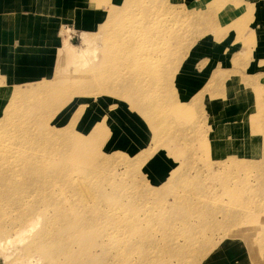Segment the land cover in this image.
I'll return each mask as SVG.
<instances>
[{
	"label": "rangeland",
	"instance_id": "374dc122",
	"mask_svg": "<svg viewBox=\"0 0 264 264\" xmlns=\"http://www.w3.org/2000/svg\"><path fill=\"white\" fill-rule=\"evenodd\" d=\"M262 1L123 0L106 8V19L115 11L117 21L93 42L83 32L63 31L58 57L67 54L68 42L77 55L92 52L90 65L107 59L102 71L117 90L74 94L49 119L72 89L63 84V71L9 88L0 106V157L10 162L0 167V242L12 240L2 243L0 264H264V65L253 60L263 38L252 31L264 14ZM106 19L87 33L98 34ZM138 71L153 75L147 80ZM45 82L63 85L54 93L11 99L15 88ZM192 100L193 113L186 109ZM210 102L220 109H211ZM239 103L247 107L244 117L222 124L225 116L218 120V111L233 113L228 107ZM9 109L18 115L13 125L4 116ZM65 127L74 138H97L88 150L98 156L95 161L88 152L69 154V146L57 143L62 152L34 159L36 165L48 162L43 174L24 172L20 164L28 156L45 154L34 138ZM68 164L91 180L90 172L104 167V187L94 195V210L101 213L82 214L75 207L83 202L81 191L60 178ZM49 195L52 205L46 208ZM92 215L100 222L91 228ZM36 216L39 222L22 233V241L16 239L17 230L28 226L23 220ZM189 233L191 242L185 239Z\"/></svg>",
	"mask_w": 264,
	"mask_h": 264
},
{
	"label": "crops",
	"instance_id": "0c3cea01",
	"mask_svg": "<svg viewBox=\"0 0 264 264\" xmlns=\"http://www.w3.org/2000/svg\"><path fill=\"white\" fill-rule=\"evenodd\" d=\"M122 2L123 0H0V106L6 99L9 88L53 77L58 61V46L64 30L73 33L94 32L106 19V8L112 3H117L118 7ZM258 5L260 8L264 7V1L258 2ZM258 22V27L254 28L252 25V31L263 38L253 59L259 67L264 65V14L260 15ZM259 75L263 77L264 73L259 72ZM197 84L198 82L189 86H198ZM200 84L204 85L202 81ZM214 84L220 86L223 83ZM196 95L197 92L190 98ZM212 103L209 104L211 109L217 107L218 103ZM228 108L234 109V112L227 113L226 110L217 113L218 120L225 116L220 120L224 125L237 123L244 117L243 112L247 109L243 103L230 105Z\"/></svg>",
	"mask_w": 264,
	"mask_h": 264
},
{
	"label": "bare ground",
	"instance_id": "6f19581e",
	"mask_svg": "<svg viewBox=\"0 0 264 264\" xmlns=\"http://www.w3.org/2000/svg\"><path fill=\"white\" fill-rule=\"evenodd\" d=\"M116 16H117V14L115 13V11H112L111 12V15H108V18L106 19V21H105V23H104V27H102V31H100L98 34H89V33H87V32H83L84 33V36H86V40L87 41H89V42H93V37H94V39H97V37L99 38V36H100V34H104L105 32H106V29H107V27H108V25H110V24H112V23H116V21H117V18H116ZM164 17V16H163ZM163 21V20H162ZM161 21V22H162ZM103 29H104V31H103ZM134 37V36H133ZM138 45V44H137ZM140 45V44H139ZM167 45V44H166ZM125 46H127L126 44H125ZM141 46V45H140ZM176 46V45H175ZM175 46H174V49H175ZM119 47H122L120 44H118L117 43V48H119ZM63 49L67 52V54L66 55H64V56H62V57H58V61H57V66H56V70H55V72L57 71V73H59L60 71H63V73H64V75L66 76V80H65V83H63V84H66L67 86H70V87H72V89L70 90V93H69V95L58 105V106H55V108H54V110H52V111H50L51 113H50V115H49V119L53 116V114H55L62 106H64L65 104H67L68 102H69V100L71 99V97L74 95V94H81V93H83V92H89V91H93V90H95V91H102V92H105V91H110V92H112V91H115V90H117V85H116V83L115 82H109V81H111L112 80V76H108L107 75V73H105L104 71H102V70H104L103 69V65L104 64H106V62L105 61H107V59L106 60H102L101 62H100V64L99 65H90V62H91V60H92V56H91V53L92 52H89L88 50L89 49H86L85 51H83L81 54H79V55H77L73 50L72 51H70V45H69V43L68 42H65L64 44H63ZM91 49V48H90ZM95 49V47H93L91 50H94ZM172 49H173V47H172ZM112 51L113 50H117V49H111ZM110 50V51H111ZM133 50V49H132ZM160 52H162L163 53V50H159ZM126 52H129V51H126ZM108 53V55H110L111 53L110 52H107ZM122 54V53H121ZM130 54H131V56H132V53H131V51H130ZM137 54H138V52H137ZM65 56H68V57H66V58H64ZM118 56H119V54H118ZM130 56V57H131ZM129 57V58H130ZM138 57V56H137ZM127 58V57H126ZM135 59V58H134ZM136 60V59H135ZM160 61H161V59H159ZM146 61H147V63H148V59H146ZM156 63L157 62H159V61H155ZM104 63V64H103ZM125 63H127V62H125ZM137 63V62H136ZM151 62L149 61V64H150ZM160 63V62H159ZM146 64V63H145ZM88 65H90L88 68H89V70L88 69H85ZM157 65V64H156ZM124 66H126V64H124L123 65V67ZM129 66H131V65H129ZM156 67V66H155ZM140 68V67H139ZM138 69V68H137ZM140 69H142V68H140ZM140 69H138V70H140ZM142 70H144V69H142ZM142 70H140V71H142ZM149 70V69H148ZM87 71V72H86ZM123 71H125V70H123ZM140 71H138V73L140 74L141 72ZM145 71V70H144ZM144 71L142 72V73H144ZM152 71V70H151ZM155 72V71H154ZM127 73V72H126ZM136 73V72H135ZM141 73V74H142ZM156 73V72H155ZM140 74V75H141ZM145 74V73H144ZM144 74L142 75V78L144 79V77H146V79H147V77L151 74V76L153 75L152 73H148L147 72V76H146V74H145V76H144ZM69 75V76H68ZM139 75V77H141ZM155 75V74H154ZM157 75V74H156ZM56 76V75H55ZM121 76H123L122 77V80H127V78H128V76L129 75H127V74H121ZM144 76V77H143ZM60 76L58 75V78H59ZM158 77V76H157ZM142 78H140V79H142ZM150 78V77H149ZM151 79V78H150ZM149 79V80H150ZM153 79V78H152ZM151 79V83H152V80ZM148 80V79H147ZM161 80V79H160ZM43 81H45V80H43ZM113 81V80H112ZM145 81V80H144ZM150 82V81H149ZM90 83V84H89ZM145 83V82H144ZM153 83H154V81H153ZM152 83V84H153ZM156 83V82H155ZM62 83H61V85H63ZM46 85H47V83L45 82V83H43V84H41V85H37V86H35L34 88H31V89H21V88H15L14 90H13V93H12V95H11V99H15V98H18L19 99V97H21L20 99L21 100H23L22 99V96H23V94H27V95H29L30 93H35V94H43V95H46V94H48V93H54V90L57 88V87H59V86H61L58 82H54L50 87H46ZM90 85V86H89ZM144 85H146V84H144ZM34 86V85H33ZM123 86H125L126 87V85H123ZM147 86V85H146ZM145 87V86H144ZM69 88V87H68ZM126 88H129V87H126ZM146 88V87H145ZM135 90L133 91V94L134 95H137V88H134ZM144 89V88H143ZM68 91V90H67ZM66 91V92H67ZM107 93V92H106ZM25 94V95H26ZM24 98V97H23ZM167 101H169V99L167 100ZM194 101H197V100H194ZM15 102V101H14ZM13 102V103H14ZM192 103H194L193 102V100H192V102H191V104H190V106L188 107V108H186V109H188L190 112L193 110V109H195V106L194 107H192ZM50 105L51 104H53L52 102L51 103H49ZM187 105V104H186ZM8 106V105H7ZM169 106V105H168ZM13 107V108H12ZM12 107H11V109H12V112L14 113H16V108H14V106L12 105ZM6 108H8V107H6ZM28 108V107H27ZM177 108V107H176ZM37 109V108H36ZM53 109V108H52ZM25 110H26V108H25ZM182 111H185V110H182ZM189 111H186V112H189ZM195 111V110H194ZM11 111H10V109H9V112H8V110L6 111V113H4V116H5V114H8V113H10ZM167 112H168V110H167ZM186 112H184V113H186ZM189 112V113H190ZM44 113V112H43ZM192 113H193V111H192ZM10 114H12V113H10ZM10 114H8L7 116H8V122L7 123H11V125H13V123L15 122L16 123V121L14 120V117H18V115L17 114H15L16 116H11ZM42 114V113H41ZM45 114V113H44ZM36 115V114H35ZM185 115V114H184ZM37 116H38V114H37ZM39 116H40V114H39ZM182 116V115H181ZM188 116V115H187ZM7 120V119H6ZM182 121V120H181ZM20 125H21V127H22V122H20L19 123ZM5 125H7V124H5ZM4 125V126H5ZM7 127H8V125H7ZM4 128H6V126L4 127ZM70 128V127H69ZM68 127H65V128H61V129H58L57 131H53V132H49V131H46L45 133H41V134H44L43 136H39L38 138H34L35 139V141H39V143L41 144L42 143V146L41 147H43L42 148V150L43 151H45V154H44V152H42L43 153V155H41V156H38L37 155V157H33V156H36V155H33V156H28L27 157V161H24L23 163H21L20 165V167H22L23 169H24V172H25V170H29L30 168L31 169H33V171H34V174L36 173L37 175H41V174H43L42 172L45 170V168L48 166V162L47 163H45V164H38V165H36L35 164V162H34V159H38L39 157H42V159L43 158H45L46 160L48 159H50L54 154V151H58L59 149H58V147H61L62 145H60L61 143H63V144H65V145H67V146H69V148H67V151L66 152H68L69 154H74V155H78V154H80V155H83V154H85V153H87L88 152V150L90 149V147H92V142H96L97 141V138L95 137V136H90V137H86V138H82V139H79V138H74L73 136H71L70 134H69V131L71 132V130L69 129ZM2 129V128H1ZM3 130V129H2ZM2 130H0V131H2ZM1 133V132H0ZM13 133V132H12ZM34 133H36V132H34ZM37 134V133H36ZM9 135V134H8ZM7 135V136H8ZM34 135V134H33ZM7 136H5V137H7ZM11 136V135H10ZM36 136V135H35ZM15 138V135L14 134H12V136H11V138ZM10 139V138H9ZM91 139H93V140H91ZM57 143H60V144H57ZM94 148V147H93ZM96 148H98V147H96ZM95 148V149H96ZM39 149V148H38ZM33 150L34 149H30V151H31V153H33ZM94 150V149H93ZM79 151V152H78ZM90 151H92V150H90ZM59 152H62V151H60L59 150ZM94 152H96V151H94ZM58 153V152H57ZM88 153H90V152H88ZM34 154V153H33ZM96 154H97V152H96ZM98 156H94V155H92L91 153H90V157L88 158L89 160H93V162L95 161V159L97 158ZM0 158H2V160L0 161V167H3L4 165H9L10 164V162H8V157L6 158V155L5 154H2L1 155V157ZM115 158V157H114ZM7 160V161H4V160ZM108 158H105L104 159V161L106 160L107 162H108V160H107ZM110 159V158H109ZM112 159V158H111ZM116 159V158H115ZM114 159V160H115ZM105 161V162H106ZM71 164H68L67 165V167H68V170L66 171V172H61L60 173V178H62V180H63V182H64V184L65 185H67V184H69L71 187H72V189L74 190V191H81V193L79 194V198H80V200H82L83 202H78L76 205H75V207H77V208H79L78 209V211H82V209H89V210H91L90 212L92 213V214H97V213H101V212H99V211H95L94 209H98V204H99V202H97V200L94 198L95 196V194L97 193V194H99V193H101L100 192V190H101V188L102 187H104L103 186V183L105 182V179H103L102 177H101V173H103V170H104V167L102 168V167H97V168H95L94 170H92L91 172H90V176H92V177H94L95 179L94 180H91V179H85V173L84 172H82L81 171V169L80 168H78V166H76V165H71ZM38 166V167H37ZM3 169H0V179L1 178H3ZM75 171H77V173L75 172ZM91 177V178H92ZM87 178H88V176H87ZM97 178H100V179H98L97 180ZM49 181H52V179H50ZM59 189H61V188H59ZM82 192H84V193H86V194H83ZM50 196L51 195H49L48 196V198L46 199V200H48V205H46V206H44V207H46V208H48V207H51V198H50ZM178 198V197H177ZM59 203V204H58ZM57 203V207H62L63 206V203L62 202H58ZM98 203V204H97ZM35 209V208H34ZM93 210V211H92ZM64 212V210H61V211H58V214H66V217L65 218H68V219H72L73 217L75 218V214H72V212ZM35 213V214H40L41 212H39V211H31V213ZM82 212H84V211H82ZM81 212V213H82ZM115 213H117V211H114ZM83 214V213H82ZM39 217H41V216H36V217H34V218H31V219H25V221L23 220V223H26V225H28V226H26V227H23V228H21V229H19V230H17V232L15 233V238L16 239H23V236H22V233H24V232H27L28 230H30L33 226H34V224L36 223V222H39L38 220L40 219ZM71 217V218H70ZM91 217V221H90V223L91 224H87V227H90L91 226V228H92V226L93 225H96L97 223H99L100 221H99V217L97 216V215H92V216H90ZM94 219V221L92 222V220ZM46 222H48V223H53V222H55V219H52V218H48V219H46ZM22 223V224H23ZM21 224V225H22ZM28 227H31L30 229H28ZM86 228V227H85ZM1 229V228H0ZM52 228L50 227V228H47V230H46V232H48L49 231V233L51 232L50 230H51ZM68 230V229H67ZM57 237H59L60 238V236H57ZM56 237V238H57ZM186 238V241L187 242H191V241H193V234L192 233H189V234H187L186 236H185ZM20 239V240H21ZM185 239H184V241H185ZM12 239H10V238H5L4 239V242H0V247L3 245L2 243H4V244H9V242L11 241ZM14 240V239H13ZM22 241V240H21ZM13 242V241H12ZM44 244V243H43ZM3 248H4V246H2ZM0 248V249H3V248Z\"/></svg>",
	"mask_w": 264,
	"mask_h": 264
},
{
	"label": "water",
	"instance_id": "95a60500",
	"mask_svg": "<svg viewBox=\"0 0 264 264\" xmlns=\"http://www.w3.org/2000/svg\"><path fill=\"white\" fill-rule=\"evenodd\" d=\"M73 42H74V40H73Z\"/></svg>",
	"mask_w": 264,
	"mask_h": 264
}]
</instances>
